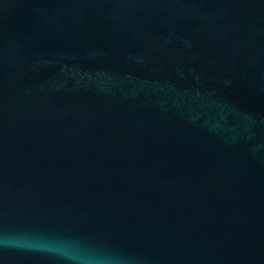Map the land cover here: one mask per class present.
I'll return each instance as SVG.
<instances>
[{
    "label": "water",
    "instance_id": "water-1",
    "mask_svg": "<svg viewBox=\"0 0 264 264\" xmlns=\"http://www.w3.org/2000/svg\"><path fill=\"white\" fill-rule=\"evenodd\" d=\"M0 264H264V0H0Z\"/></svg>",
    "mask_w": 264,
    "mask_h": 264
}]
</instances>
